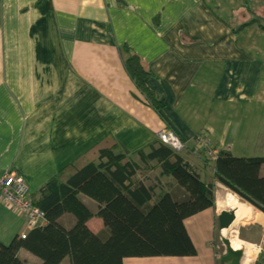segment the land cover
I'll use <instances>...</instances> for the list:
<instances>
[{"label": "crops", "instance_id": "obj_1", "mask_svg": "<svg viewBox=\"0 0 264 264\" xmlns=\"http://www.w3.org/2000/svg\"><path fill=\"white\" fill-rule=\"evenodd\" d=\"M247 6V0H0V172L14 171L34 194L102 140L133 155L164 129L185 141L187 159L206 182L213 161L201 153L199 137L236 157H264V16L247 15ZM125 46L151 72L147 86L163 104L160 113L128 73ZM159 178L149 175L150 183L161 182L158 192L171 181ZM217 185L216 210L185 221L196 256L124 264H224ZM70 207L63 201L51 218L69 227ZM27 227L26 215L0 194V243ZM88 227L105 231L99 218ZM240 236L252 245L253 238ZM52 259L70 264L66 246ZM262 260L263 251L254 264ZM23 261L41 262L25 250L13 264Z\"/></svg>", "mask_w": 264, "mask_h": 264}, {"label": "trees", "instance_id": "obj_2", "mask_svg": "<svg viewBox=\"0 0 264 264\" xmlns=\"http://www.w3.org/2000/svg\"><path fill=\"white\" fill-rule=\"evenodd\" d=\"M123 54L138 90L160 113L163 104L147 86L151 72L128 47L123 48ZM213 170V178L202 180L185 149L175 151L158 140L133 155L118 152L112 140H102L37 193L31 194L29 188L27 199L44 214L46 222L25 237L16 236L8 245L0 243V264H13L22 250L38 257V264H58L52 257L62 246L67 248L70 264H124L128 258L196 256L185 221L207 209L216 210L217 183L264 214V157H236L220 149ZM153 171L159 173V181L171 180L160 192L156 188L161 182H149ZM65 200L71 204L69 227L51 218L52 210ZM93 218L103 221V234L88 227Z\"/></svg>", "mask_w": 264, "mask_h": 264}, {"label": "built area", "instance_id": "obj_3", "mask_svg": "<svg viewBox=\"0 0 264 264\" xmlns=\"http://www.w3.org/2000/svg\"><path fill=\"white\" fill-rule=\"evenodd\" d=\"M156 139L175 151H182L186 148L185 141L171 130L164 129L160 131L156 135ZM196 143L201 147V151L208 159L211 161L217 159L220 149L215 148L208 139L199 137L196 139ZM224 150L230 151V147ZM29 191L28 184L14 171L0 173V192L5 203L17 209L18 212L26 215L28 219V227L22 234L23 237H25L32 228L46 222L44 214L39 209L33 207L30 200L27 199ZM244 249L247 252V246H244ZM246 252L243 251L244 257Z\"/></svg>", "mask_w": 264, "mask_h": 264}, {"label": "bare ground", "instance_id": "obj_4", "mask_svg": "<svg viewBox=\"0 0 264 264\" xmlns=\"http://www.w3.org/2000/svg\"><path fill=\"white\" fill-rule=\"evenodd\" d=\"M222 188V187H221ZM217 206L219 210L224 208H231L236 211V221L234 224L227 230H224L223 234L230 239L231 245L234 249H241L242 245L247 246V252L243 260V264H252L256 257V253L253 245L245 244L240 239H238L237 228L239 225H244L245 221L251 220L252 215L250 209L238 201L237 197L231 193H227L224 190L217 192Z\"/></svg>", "mask_w": 264, "mask_h": 264}, {"label": "rangeland", "instance_id": "obj_5", "mask_svg": "<svg viewBox=\"0 0 264 264\" xmlns=\"http://www.w3.org/2000/svg\"><path fill=\"white\" fill-rule=\"evenodd\" d=\"M247 3H248V6L246 8L247 9V13H246L247 15L251 14V12H255V14H256L257 17H260L261 18L262 16H264V6L263 7H258L257 5H254L253 0H247ZM257 9H260L262 11H259ZM256 12H258V13H256ZM219 189L220 190L222 189V190L226 191L227 193H230L223 186L217 185V190H219ZM240 202L243 203L244 205H247V204H245L242 201H240ZM221 210L222 211H225V210L226 211H233L234 209L224 208V209H221ZM256 215H258V218H257ZM253 217L255 219V222H259V223L254 224L255 222L253 220V222L251 221V223H250V224H253V225H248V223H245L244 225H239L238 228H237V232H238V239H240L241 241L244 240V239H242V238H244V236H240L239 237V232L240 231L244 232V234L246 236V239L253 238L252 239L253 241L251 240L250 243H252L253 246H257L254 249L255 250V253H256V256H257L260 252H262V251L264 252V249L262 247V245L264 243V215L261 212H258V211H255L254 210ZM257 219H258V221H256ZM247 229L250 230L251 232H253L252 236L249 235L250 232H248ZM216 234L218 236H221L222 239L228 237V236L226 237L224 234H221L220 235L219 225H218V228L216 230ZM243 243L247 244L245 241H243ZM223 249H226V248L224 247ZM239 250H242V251L246 252L245 249H244V245H242V248L239 249ZM262 264H264V260H262Z\"/></svg>", "mask_w": 264, "mask_h": 264}, {"label": "water", "instance_id": "obj_6", "mask_svg": "<svg viewBox=\"0 0 264 264\" xmlns=\"http://www.w3.org/2000/svg\"><path fill=\"white\" fill-rule=\"evenodd\" d=\"M258 218V215H256ZM236 221V211H222L219 215L218 222H219V228L221 231L229 229L233 223ZM258 221V219L256 220ZM251 222L245 221L243 224ZM258 223V222H257ZM223 244L226 247V255L222 259V263L224 264H241V260L244 256V253L242 250L234 249L231 245V241L228 238L223 239ZM264 249V243L262 245Z\"/></svg>", "mask_w": 264, "mask_h": 264}]
</instances>
